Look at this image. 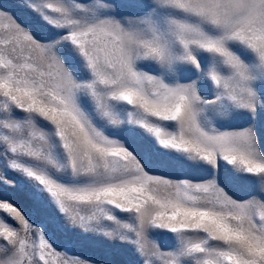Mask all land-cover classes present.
Here are the masks:
<instances>
[{
	"label": "snow or ice",
	"instance_id": "snow-or-ice-1",
	"mask_svg": "<svg viewBox=\"0 0 264 264\" xmlns=\"http://www.w3.org/2000/svg\"><path fill=\"white\" fill-rule=\"evenodd\" d=\"M0 264H264V0H0Z\"/></svg>",
	"mask_w": 264,
	"mask_h": 264
}]
</instances>
